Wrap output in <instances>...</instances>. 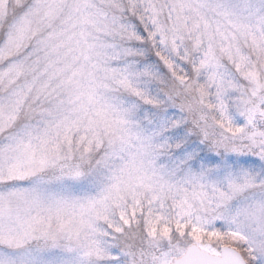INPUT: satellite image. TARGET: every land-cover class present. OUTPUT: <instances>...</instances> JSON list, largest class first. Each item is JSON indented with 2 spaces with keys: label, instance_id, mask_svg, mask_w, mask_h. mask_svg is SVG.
<instances>
[{
  "label": "snow or ice",
  "instance_id": "snow-or-ice-1",
  "mask_svg": "<svg viewBox=\"0 0 264 264\" xmlns=\"http://www.w3.org/2000/svg\"><path fill=\"white\" fill-rule=\"evenodd\" d=\"M0 264H264V0H0Z\"/></svg>",
  "mask_w": 264,
  "mask_h": 264
}]
</instances>
